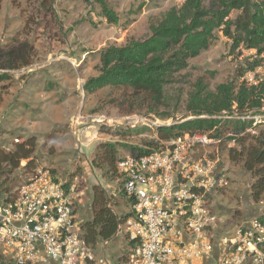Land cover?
<instances>
[{
	"label": "rangeland",
	"instance_id": "374dc122",
	"mask_svg": "<svg viewBox=\"0 0 264 264\" xmlns=\"http://www.w3.org/2000/svg\"><path fill=\"white\" fill-rule=\"evenodd\" d=\"M106 2L115 18L113 24L102 18L99 7L91 0H0V47L25 40L35 49L29 68L12 73L9 81L0 83L1 162L5 163L6 154L17 143L34 137L36 168L27 174L37 168L49 169L62 182L75 184L80 202L78 219L83 224L91 219L94 185L111 198L114 213L129 214L128 201L114 198L122 194V186L105 173L115 170L116 160L129 154L130 146L144 147L157 141L152 128L169 126L184 118V97L177 99L179 92L187 91L200 77L213 89L230 81L238 67L252 58L243 47L231 53V41L217 33L213 45L189 62L188 69L169 90L165 106L156 112L132 102L120 90L106 88L88 95L83 85L98 74L99 52L108 46L125 48L144 40L149 28L183 0ZM237 14L233 12L231 18ZM163 115L167 116L162 118ZM254 119L264 123V114ZM142 129L145 132L138 135L136 132ZM259 129L249 132L258 133ZM110 144L117 145L115 157L110 159V154H105L102 169L92 166L97 151L102 153V145ZM105 150L112 151L109 147ZM237 153L234 143L218 141L197 149V155L217 162L229 184L207 196L212 213L219 218V230L212 231L215 240L216 236L231 233L243 221L264 215V193L259 199L253 197V179L241 168ZM27 174L23 178V173L14 171L9 182L11 193ZM130 249L131 244L122 234L108 245L95 246V255L105 257L111 264H126ZM0 257H4L1 250Z\"/></svg>",
	"mask_w": 264,
	"mask_h": 264
},
{
	"label": "trees",
	"instance_id": "16d2710c",
	"mask_svg": "<svg viewBox=\"0 0 264 264\" xmlns=\"http://www.w3.org/2000/svg\"><path fill=\"white\" fill-rule=\"evenodd\" d=\"M91 1L99 7L106 22L115 23L106 0ZM233 12H238L235 18H231ZM217 33L231 41V53L243 47L257 55L262 54L264 0H183L179 7L170 8L157 24L149 28V35L144 40L125 48H103L98 57V74L84 83L83 91L91 95L106 88L120 90L126 92L124 95L132 102L156 112L165 106L169 90L188 69L189 62L213 45ZM34 57L33 45L25 40L0 47V83L9 81L12 73L29 68ZM259 64L258 60L246 61L230 81L213 89L202 77L197 78L187 91L176 95L177 99L184 97L181 111L184 118L169 126L152 128L157 141L146 143L144 147L130 146L129 154H151L164 143L186 134H209L213 141L234 143L238 147L239 164L251 175L252 195L259 199L264 193V129L259 128H264V123H258L254 117L264 114V82L257 86L240 82L245 73L254 71ZM254 124L259 131L253 134L249 131L255 128ZM144 132L142 129L136 133ZM36 146L35 138L29 137L6 154L5 163L0 159L1 195L10 192L9 182L14 171L23 173L24 178L27 171L36 168ZM116 146L102 145L100 150L105 153L98 150L91 165L102 169L106 163L105 154H110V159H113L117 153ZM108 147L112 151H106ZM21 163H24L22 167ZM110 170L105 175L119 181L122 186L116 167L113 172ZM91 191V219L82 225V229L86 243L95 248L99 243L112 240L118 226H122L130 214L118 216L114 213L111 198L101 187L94 185ZM114 198L127 202L124 194L118 197L115 194ZM259 219L264 220V215ZM0 264L11 263L0 257Z\"/></svg>",
	"mask_w": 264,
	"mask_h": 264
},
{
	"label": "built area",
	"instance_id": "2783aa9c",
	"mask_svg": "<svg viewBox=\"0 0 264 264\" xmlns=\"http://www.w3.org/2000/svg\"><path fill=\"white\" fill-rule=\"evenodd\" d=\"M249 54V62L260 64L240 82L257 86L264 82V52ZM208 135L186 134L151 154H127L117 162L130 207L116 234L131 244L126 264H264V220L243 221L214 239L219 218L207 196L229 184L215 160L197 155V149L216 143ZM77 198L75 184L43 168L27 174L13 193L0 194V250L6 260L111 264L86 243Z\"/></svg>",
	"mask_w": 264,
	"mask_h": 264
},
{
	"label": "crops",
	"instance_id": "0c3cea01",
	"mask_svg": "<svg viewBox=\"0 0 264 264\" xmlns=\"http://www.w3.org/2000/svg\"><path fill=\"white\" fill-rule=\"evenodd\" d=\"M116 237H117V236H115L114 238H116ZM114 238H113V239H114ZM113 239H112V240H113ZM109 242H110V241H109ZM109 242H108V243H109Z\"/></svg>",
	"mask_w": 264,
	"mask_h": 264
}]
</instances>
